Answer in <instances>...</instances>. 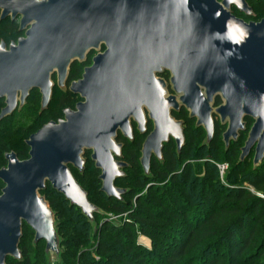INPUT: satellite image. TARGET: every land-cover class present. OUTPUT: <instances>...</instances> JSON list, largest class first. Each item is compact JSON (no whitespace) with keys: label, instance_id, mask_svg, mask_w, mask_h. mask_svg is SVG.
<instances>
[{"label":"water","instance_id":"obj_1","mask_svg":"<svg viewBox=\"0 0 264 264\" xmlns=\"http://www.w3.org/2000/svg\"><path fill=\"white\" fill-rule=\"evenodd\" d=\"M0 0L2 20L20 17L25 36L9 46L0 41V100L5 106L0 123L22 109L38 89L41 111L53 99L58 85L66 88L72 64L83 61L93 48L106 43L107 50L94 58L83 77L70 91L83 100L75 109L64 110V118L44 124L26 140L29 157L15 151L5 154L7 165L0 168L4 187L0 194V264L8 259L24 260L21 242L24 227L34 232V246L45 242L48 264L61 263L63 238L57 214L46 195L52 189L92 225L104 215L91 202L78 181L75 169L86 170V151L101 170V191L123 200L130 192L116 185L125 177L127 164L118 132L133 138L131 118L144 131L147 107L154 130L146 138L141 163L152 178L151 158L162 159L163 143L172 135L178 150L185 145L181 122L168 112L164 82L156 78L167 44L179 47L182 71H175L172 83L180 101L207 131L206 144L215 135L212 113L229 120L224 133L227 145L245 128V118L254 120L241 148L239 163L253 155V167L264 163V18L246 21L232 12L235 6L247 17L254 16L248 0ZM152 60V62H150ZM152 63V64H150ZM150 64L148 72L146 65ZM138 63V64H137ZM223 104L213 108L216 97Z\"/></svg>","mask_w":264,"mask_h":264},{"label":"trees","instance_id":"obj_2","mask_svg":"<svg viewBox=\"0 0 264 264\" xmlns=\"http://www.w3.org/2000/svg\"><path fill=\"white\" fill-rule=\"evenodd\" d=\"M249 3L254 11L258 8L264 12V0H249ZM31 100L22 113L16 112L0 123V168L7 164L5 154L8 152L15 151L22 160L29 157L25 152L29 150L27 139L19 135L27 136L43 117L38 113L35 101ZM71 101L69 95L62 97L58 106H67ZM4 105L0 100V112ZM16 115L19 117L18 128L1 132L3 125L10 127ZM32 117L35 119L23 129L24 122ZM239 153L237 147L233 154L219 150L212 156L223 154L224 159L229 160ZM206 157L205 154L200 156L201 159ZM131 159L135 166L132 177L117 181L118 186L130 189L123 201L109 200L100 192V173L92 164L88 165L84 176H78L91 202L103 211L124 214L128 211L126 197L135 198L136 209L122 227L110 223L108 215L104 214L96 216L97 226L93 229L80 209L71 207L63 195L53 191L47 193L50 184L43 192L57 214L63 238V256L58 264H177L186 253L195 251L199 253L188 256L185 264H264V198L256 197L249 189L264 193V163L251 170L247 169L249 159L235 165L230 173L235 178L234 183L249 186L237 187L231 183L216 185L219 182L215 180L217 163L211 160L183 170V162L177 167V161H173L165 171L153 170L151 179L139 169V160L133 155ZM202 168L205 169L203 176L200 174ZM157 181L165 185L161 187ZM0 183L3 184L1 180ZM155 188L162 194L157 195ZM144 190L146 193L143 194ZM50 194L54 195L51 197ZM94 198L98 203L92 200ZM99 218L103 219L101 223H98ZM134 226L147 236L164 240L157 248L142 250L135 241ZM223 246L227 248L224 251ZM92 248L96 256L91 255ZM21 249L24 260L18 262L9 258L8 264H32V253L35 264H48L45 242L27 245L24 233Z\"/></svg>","mask_w":264,"mask_h":264},{"label":"flooded vegetation","instance_id":"obj_3","mask_svg":"<svg viewBox=\"0 0 264 264\" xmlns=\"http://www.w3.org/2000/svg\"><path fill=\"white\" fill-rule=\"evenodd\" d=\"M164 0H158L157 5L159 7H162L164 5ZM249 2V0H248ZM251 5V4H250ZM254 9V8H253ZM232 12L237 15L238 17H241L245 19L246 21H260L261 19L253 20L250 18L256 17L255 11L253 17H247L244 13L240 12L235 6H232ZM25 30H20V17H17L15 20H13L11 17H8L4 20L0 17V41H4L8 46L12 42H18V40L21 37L25 36ZM107 50V46L105 42H102L99 46V48H93L91 49L85 59L83 61H75L69 72V77L66 82V88L62 89L58 85L57 80V74H53L52 79L55 82V86L53 88V99L48 106L47 109L44 111H41V94L38 89H35L31 92L30 97L27 100V104L22 108L18 109L16 112L22 113L26 107H28V104L30 100L32 99L33 93H38L40 95V111L39 114L43 115L47 113L52 105L54 103V96L55 93L58 91L61 94L62 97H67L69 95V98L72 100L69 105L64 106L61 109V117H59L57 120H51V121H58L60 119L64 118V110L70 108L75 109L77 103L82 101L83 99L79 95H75L70 91V86L73 82L78 81L83 77V74L85 72V69L88 67H91L94 64V58L97 57L99 54L104 53ZM163 61L158 62V69L155 70V76L158 79L163 80V84L166 90V95L168 97L174 96L175 99H177V105L175 103H169L168 106V112L171 117H173L176 121H180L181 127L183 129V133L185 136V145L183 146L182 150H178V145L176 142V139L171 135L168 142L163 143L162 148V159H160L155 153H153L151 158V173L152 178L154 177L153 170L155 169H162L165 171L169 168V165L172 164L171 162L177 161L176 166L182 163V170L185 169L188 166L196 165V163L199 162H207L210 161V157L217 153L219 150H223L226 154H233L237 147H239L240 154H241V148L244 146L248 136L249 132L252 128V125L254 123V120L251 118H245V128L239 130V136L237 137V140H231L230 144L227 145L224 141V133L227 131L229 127V120L223 121L220 116H218L216 113H212L214 122H215V135L212 141L209 144L205 143L206 137H207V131L204 126L198 125L197 118L191 117L190 110L182 104L180 101V94H178L174 88V84L172 83V76L175 71H182V57L181 52L179 51V47L176 49L173 45L167 44L165 47V53L162 54ZM149 62V61H148ZM146 62V63H148ZM152 62V60L150 61ZM149 62V63H150ZM146 65V69H141V71L145 70L146 73L149 69V64ZM138 64V63H137ZM4 101V100H3ZM5 103V102H4ZM223 104V101L220 96L216 97L215 104L213 105V108L219 107ZM144 115H145V128L144 131H141L138 126V122L135 121L134 117L131 118V124L133 127V138L125 137L121 131L118 132L117 142L122 143L123 150H122V158H117V160L122 161L127 164V167L124 169L126 172V176L119 178V179H127L128 177H132V171L134 170L135 166L132 163L131 156H135V159L139 160V169L142 170L143 174V166L141 163V157H142V147L143 144L148 137V135L154 130V119L150 116V112L147 107H143ZM15 112V113H16ZM50 122V121H49ZM48 123V122H47ZM39 130V129H38ZM37 130V131H38ZM243 143V145H242ZM205 154L207 157L205 159H201L200 156ZM92 151H86L84 154V158L86 159V170L83 174H81L78 169H75L73 166H71L72 171L74 172L75 176L78 179V176H84L87 171V167L89 164H92L93 167L99 171L101 174V170L98 169L95 165V162L91 159ZM99 174V177H100ZM98 177V178H99ZM146 177V175H145ZM147 178V177H146ZM151 178V179H152ZM118 179V180H119ZM117 180V181H118ZM79 181V180H78ZM100 181V179H99ZM101 182V181H100ZM116 185L118 186L117 182ZM102 187V182H101ZM100 192L105 195L107 199H116V198H109L104 192ZM120 187V185L118 186ZM121 188H124L123 186ZM118 200V199H116ZM124 200V197H123ZM119 200V201H123Z\"/></svg>","mask_w":264,"mask_h":264},{"label":"rangeland","instance_id":"obj_4","mask_svg":"<svg viewBox=\"0 0 264 264\" xmlns=\"http://www.w3.org/2000/svg\"><path fill=\"white\" fill-rule=\"evenodd\" d=\"M253 2V0H251ZM255 14H256V17L255 19L254 18H250L253 19V20H259L261 18L264 17V12H261L258 8L255 9ZM1 35V33H0ZM61 99V94L60 92H56L55 93V96H54V103H52L49 111L47 113H45L44 115H42V120L39 121V124H37L36 126H34L32 128V130H29L27 136H24L22 134L19 135V137H25L26 139H28L30 137V135H32L33 133H35L38 129H40L44 124H46L47 122L51 121V120H57L59 117H61L62 115H60L61 113V109L63 107H59L58 106V102L59 100ZM35 101L36 105H37V111L39 113L40 111V96L38 94L35 93L33 99L31 101ZM5 106V105H4ZM58 106V107H57ZM18 115L15 116V118L13 119L10 127L8 125H3L1 127V132H7L9 131V129H15V128H18V125H19V122H18ZM35 118L32 117L31 120L28 119L26 122H24V126H23V129L26 128L29 123H31ZM243 145V143H242ZM26 154L29 153V150H26L25 151ZM26 159V158H24ZM211 161H213V163H217V164H224L227 166L226 170L224 172L221 171V169L218 167L217 165V169L218 171L215 172V180L216 181H219L216 185L219 186L220 184H229L231 183L232 185L234 186H246L244 185L243 183H238V184H235L234 183V176H232V174H230L232 171H233V168L235 165H237L239 163V159H240V153L236 156H234L233 158L229 159V160H225L224 159V155L221 154L220 157H214V156H211L210 157ZM200 163H203L200 162ZM248 170H251L253 169V155L251 156V158L249 159L248 161ZM7 164H3V166H6ZM202 167V166H201ZM202 172L200 173L201 176L204 175V171L205 169L202 168ZM195 176V172L193 173V176ZM192 181V180H191ZM157 184L161 185V187H163L165 185L164 182H160V181H157L156 182ZM149 184V183H148ZM4 187V185L2 183H0V194H1V189ZM246 187H249V186H246ZM48 192L47 193H52L53 192H56L55 190H53L51 187L48 188ZM250 190L253 191V193L255 194L256 197H260V198H264V193L262 192H257L255 191L253 188H250ZM154 192H156L157 195L159 194H162L157 188L154 189ZM57 193V192H56ZM146 193V190H144L143 194ZM51 197L54 195V194H50ZM94 202L98 203V199L97 198H94L92 199ZM126 202H127V208H128V211L124 214H117L115 212H112V211H104V214L108 215V218H109V222L110 223H115L116 225H118L119 227H122L124 222L127 221L130 217V213H132L135 209H136V200L134 197H126ZM103 221L102 218H99L98 219V223H101ZM135 228V241L137 244L140 245V247L143 249H153V248H157V246H159L158 244L161 243V241L164 240V238H154L153 236H147L145 234H143L140 230H139V227L138 226H134ZM25 237H26V244L29 245V244H33V240H34V232L32 231V229L28 226L25 227ZM259 233V232H258ZM161 245V244H160ZM42 246H44V244H42ZM42 251L44 250L42 247L40 248ZM94 248L91 249L90 253L92 256H96V253L93 251ZM224 250H226V246H223L222 248ZM199 251H195V252H192V253H186L185 256H183L181 258V260L179 261V263L177 264H185V261L186 259L188 258V256H192L193 254H198ZM161 254H163L161 252ZM222 255H223V252H222ZM34 254L32 253L31 254V258H32V264H35V258H34ZM40 264H43V262H41Z\"/></svg>","mask_w":264,"mask_h":264},{"label":"built area","instance_id":"obj_5","mask_svg":"<svg viewBox=\"0 0 264 264\" xmlns=\"http://www.w3.org/2000/svg\"><path fill=\"white\" fill-rule=\"evenodd\" d=\"M218 165V167L221 169V171L222 172H224L225 170H226V168H227V166L226 165H224V164H217ZM50 264H58L56 261H53L52 263H50Z\"/></svg>","mask_w":264,"mask_h":264}]
</instances>
